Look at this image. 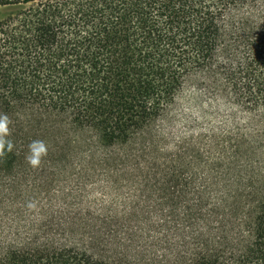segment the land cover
Listing matches in <instances>:
<instances>
[{
    "label": "trees",
    "instance_id": "1",
    "mask_svg": "<svg viewBox=\"0 0 264 264\" xmlns=\"http://www.w3.org/2000/svg\"><path fill=\"white\" fill-rule=\"evenodd\" d=\"M192 81L240 121L171 140ZM0 264H264V0H0Z\"/></svg>",
    "mask_w": 264,
    "mask_h": 264
},
{
    "label": "rangeland",
    "instance_id": "2",
    "mask_svg": "<svg viewBox=\"0 0 264 264\" xmlns=\"http://www.w3.org/2000/svg\"><path fill=\"white\" fill-rule=\"evenodd\" d=\"M193 81L189 82L185 90L178 98L176 104L167 114L166 118L160 124L162 134L175 140L180 136L207 134L211 128H223L227 124L233 126L235 122L227 117L228 110L224 107L222 102L210 100L206 97L199 98L193 93ZM240 117V115H239ZM228 119V120H227ZM224 120V121H223ZM239 125H243L242 121ZM224 127V128H227ZM171 144H168V147ZM100 198L97 205H92V209L104 213H116L118 216L124 214H146L154 210L153 197L142 187L130 186L124 188H109L107 192L97 194L96 198ZM80 206H73L71 210L79 208ZM86 206L83 207V209ZM98 255L108 257L112 260L118 257L119 248H95Z\"/></svg>",
    "mask_w": 264,
    "mask_h": 264
}]
</instances>
